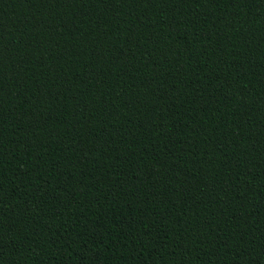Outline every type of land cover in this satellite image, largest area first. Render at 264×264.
I'll return each instance as SVG.
<instances>
[{
  "label": "trees",
  "instance_id": "1",
  "mask_svg": "<svg viewBox=\"0 0 264 264\" xmlns=\"http://www.w3.org/2000/svg\"><path fill=\"white\" fill-rule=\"evenodd\" d=\"M0 264H264V0H0Z\"/></svg>",
  "mask_w": 264,
  "mask_h": 264
}]
</instances>
